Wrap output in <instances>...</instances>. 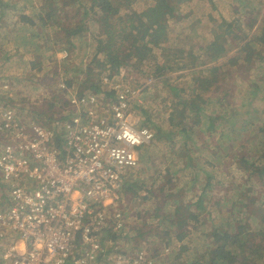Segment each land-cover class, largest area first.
Listing matches in <instances>:
<instances>
[{
    "label": "rangeland",
    "instance_id": "rangeland-1",
    "mask_svg": "<svg viewBox=\"0 0 264 264\" xmlns=\"http://www.w3.org/2000/svg\"><path fill=\"white\" fill-rule=\"evenodd\" d=\"M7 1L12 6L15 5L18 10L22 9L25 14L34 15V13L38 12L39 0ZM244 1L221 0L219 4V12L228 21L238 18L242 28L255 21L256 24L253 30L245 28L248 37L244 39L242 37L245 33L235 28L236 25H233L232 29L226 30V28H216L210 22L203 23L202 18L208 17L213 12L205 4L201 7H204L203 12L196 11L195 6H197L199 0H187L184 3L186 5L181 4L177 7L183 24L175 29H179L183 33L188 34V31L191 33L193 32L190 28L191 22L199 20V27L195 28L196 30L194 29L195 34L201 37L198 45L213 42L216 38L224 42L225 53L218 61H210L207 58L198 67L177 71L176 69L180 64L192 63L188 58L178 61V58L175 57L178 54V50H187L186 48L190 47L188 45L191 42L186 41L185 48L177 46L170 49L167 42L163 40L159 45V49L161 51L170 50L166 52H160L159 50L156 62L146 63L142 67L143 74L138 71H129L124 66L120 67V75L115 74L113 81L139 89L141 98L140 103L137 105L140 106L142 111H147V114L150 115L149 122L143 125L147 116H144L143 112L136 108L137 115H140H138L140 126L143 125L149 129H152L153 125L161 126L162 124L165 126L167 112L173 101H176L162 82L165 78L169 79V83L181 89V96L184 98H187L189 94L194 95L198 92L199 82H194L192 79L205 76L213 80V86L208 89V92L203 93L201 99L209 98L211 105H208L207 112L209 113L213 108V111L218 110L216 111L218 114H221V111L228 109V107H230L229 110L233 108L239 109L238 107L243 102L244 97L247 96L252 99V93L261 89L259 87L264 86V66L252 57V55L255 57L257 52H252L247 48L243 50L244 44L252 40L255 30L264 26V0H254L257 8L253 10L252 14L248 12ZM153 4L154 0H112L116 14L107 18L108 24L104 25L101 22L89 23L86 35L92 34L103 38L113 47L111 49H117L123 55L133 52L132 46L127 43L120 47V44L116 42L118 37L115 35L137 23L138 15L151 8ZM132 14L137 16L135 17ZM44 31L42 29L37 33ZM171 37H175V34ZM27 40L26 38L21 39L17 35L14 36L11 54L5 55L8 57L10 55L14 56V58L19 60L9 59L10 61L7 63L3 62L4 59L1 58L7 48L0 44V107L14 110L16 116L23 120H34L32 118L34 111H40L45 108V104L49 101L50 91L53 92V89L57 90V85L61 82L59 77H62V79L67 78L68 71L77 68L79 72L82 70L78 80L83 81V73H86V66H90L94 72H98V69L90 64V52L93 46L88 37V45L82 49L85 50L84 55L82 50L81 53L76 50L73 57L69 53L66 54L65 51L60 50V45L54 46V48L47 47V51L45 48H40L37 53H34L33 49L29 47ZM41 47L44 46L41 45ZM261 53L263 52L260 49L258 54ZM199 54L200 52L196 53V55ZM82 55L84 56L83 59ZM232 57L242 60L230 67L226 73L220 74L222 71H214L213 68L218 63ZM26 61H33L32 65H28ZM35 66L36 68L33 69ZM156 67L165 69L161 71L162 74H154ZM193 71H196L197 74L193 75ZM106 72L107 70L103 71L101 77L107 74ZM218 74L220 75L218 76ZM73 87L76 88L77 84H74ZM60 93L62 92L60 91ZM216 99L222 104L217 105ZM31 106L32 109H30ZM252 109L264 111V101H254ZM47 115L39 122H47ZM242 117L249 119L248 115ZM239 118L242 119L241 117ZM250 120L253 123L252 144L246 142V136L249 133L247 131L226 134V127L229 123L224 122L217 129V133H225L224 138L221 136L220 139L215 132L212 136L202 135L192 140H186L185 145L184 140H180L172 154L168 147H163L165 144L162 146V150L150 147L147 150L150 155L148 156L151 158L150 162L139 164L140 167L138 166L139 168H137L141 171L136 173V176L141 181H144L146 185L141 187L142 183H140L134 187L133 190L136 197L121 208V213L126 221L128 235L132 238L126 242H116L117 246L133 252L142 245L141 243L145 238L149 239L152 235L158 243L157 248H171L172 251L174 250L167 256L166 264H186L191 262L195 254L203 249L200 245L203 239L206 240V237L203 236L206 233V229L208 228L209 230L211 224L217 221L215 211L224 210L223 198L227 194L231 195L245 176L233 165L234 161H230L229 153L231 152L232 155L235 152L242 151L241 145L244 144L254 156L257 153L256 147L262 143V141L257 143V129L260 128V123L253 117ZM48 125L50 126L51 124ZM238 128L239 125L236 124L233 131L237 132ZM152 133L154 134V132ZM134 170L130 172V176L134 175ZM204 172H209L212 179L203 177ZM207 181L210 182V185L205 190L206 197L204 201L206 210L197 212L196 219H188V215L195 213V201L201 191H203ZM261 199L259 194L252 193V204H256ZM209 200H211L210 203L208 202ZM215 201H217L218 205H215ZM121 206L122 203L119 204L118 208ZM245 223L247 229H252L253 224L249 219ZM177 235H183V239L178 241ZM105 243L108 245V241L105 240Z\"/></svg>",
    "mask_w": 264,
    "mask_h": 264
},
{
    "label": "trees",
    "instance_id": "trees-1",
    "mask_svg": "<svg viewBox=\"0 0 264 264\" xmlns=\"http://www.w3.org/2000/svg\"><path fill=\"white\" fill-rule=\"evenodd\" d=\"M220 1L199 0L197 2L198 4L195 6L196 11L203 12L204 7H201L205 4L213 12L208 17H203L202 22H210L216 28H226V30H230L233 28V25H236L235 28L245 33L242 39L248 37L245 28L253 30L256 24L255 21H252L245 28L240 26L238 18L228 21L219 12ZM186 2L187 0H154L151 8L138 15L139 19L136 20L137 23L115 35L118 37L116 42L120 44V47L127 43L133 48V52L123 55L117 49H111L113 47L103 38L92 34L86 35L89 23L101 22L105 25L108 24L107 18L116 14L112 0H39L38 12L34 13V15L25 14L22 9L18 10L15 5L12 6L7 0H0V44L7 48V51L5 50L4 55L1 56L4 59L3 62L7 63L10 61L9 59L19 60L18 58H14V56L10 55L8 57L5 55L11 54L12 42L16 35L21 39H28L27 43L34 53H37L40 48H45L47 51V47L54 48V46L60 45L59 49L65 51L66 54L69 53L72 57L75 55L74 51L77 50V52L81 53V50L88 45L87 37L90 43L92 42L90 64L94 65L98 69V72H94L90 66H86V73H83V81L78 80L82 70L80 69L81 72H79L77 68L68 71L67 78L62 79V77H59L65 86V90L61 91L58 84L57 90L59 89L62 93L55 89H53V92L50 91L49 101L45 104V108L40 111H34L33 121L53 130L56 122L66 120V114L70 116L67 111V103L71 96L82 95L88 92L98 93L103 90L104 85L101 75L105 70H107L106 73L109 80H113L115 74H119L121 66L126 67L129 71H138L143 74L142 67L146 63H155L158 59L159 45L163 40L167 42L170 49L177 46L185 48L186 41L191 42L188 45L190 47L186 48L187 50H178V54L175 57L178 58V61L188 58L192 63L180 64L176 69L177 71L198 67L207 58L210 61L221 59L225 53V48L223 47L224 42L219 38H216L213 42L198 45L201 37L195 34V30L199 27V20L191 22L190 28L193 31L191 33L188 31L187 34L181 32L179 29H175L181 27V24H183L177 7ZM244 2L248 8V12L252 14L253 10L257 8L255 1L245 0ZM133 16L136 17L137 15L134 14ZM42 29L45 31L37 33ZM174 34L175 37H171ZM41 45L44 47H41ZM245 48L252 52H257V55L255 57L252 55V57L264 66V55H262L264 53V26L255 30L252 40L244 44L243 50ZM170 49L160 50V52H166ZM260 49L263 53L258 54ZM84 51L82 50L83 55ZM198 52L200 54L196 55ZM83 55L82 59L84 58ZM241 60L233 57L226 58L213 69L216 72L222 71L220 74L226 73L230 67L238 64ZM32 62L26 61L28 65H32ZM35 68L36 66L33 69ZM160 68L156 67L154 74H162L161 71H164L165 68ZM192 74L195 75L197 72L193 71ZM192 80L199 82L200 87L197 93L194 95L189 94L187 98L181 96V89L169 83L168 78L162 80L171 92L172 98L176 99V101H173L167 112L165 126L162 124L161 126L153 125V130L150 128L154 132L153 140L150 144L140 149L139 164L150 162L151 158L147 151L150 147H156L159 150H162L163 147H168L172 154L180 140H184L185 145L186 140H192L202 135L212 136L215 132L217 133V129L224 122L229 123L226 127V134L247 131L249 133L246 136V142L252 144L253 123L250 119L253 117L255 120H258L260 128L257 129V143L261 141L262 143L256 147L258 151L256 149L257 153L254 156H252L244 144L241 145L242 151L235 152L232 155L231 152L229 153L230 161H234L233 165L245 176L235 191L223 198L224 210L215 211L217 221L212 223L210 229L208 230L207 228L206 233L203 234L206 237V240L203 239L201 241L200 246L203 249L195 254L191 262L186 264H264V111L252 109L254 101H264V86L259 87L261 89L252 93V99L247 96L244 97L243 102L238 107L239 109L233 108L229 110L230 107H228V109L221 111V114L223 113L221 115L216 112L218 110L213 111V108L208 113L207 107L211 105L210 99H201L203 93L208 92V89L213 86V80L205 76ZM74 84H77L76 88L73 87ZM111 95H113V92H111ZM215 101L217 105L222 104L218 99ZM136 108L142 111L139 105ZM30 109H32V106ZM142 112L144 116H147L146 121L143 122V125H146L149 122L150 115L147 114V111ZM46 115L47 122L40 123L39 121L44 119ZM244 115H248L249 119L243 118L242 116ZM34 117H37L38 120ZM48 124L51 125L49 126ZM236 124L239 125L237 132L233 131ZM225 133L219 132L217 134L221 139V136L224 138ZM57 137H60L59 134H57ZM230 164L232 163L230 162ZM138 168H135L133 171V176H130V173H128L125 178L121 196L122 206L120 208H123L127 202H131L136 197L133 190L134 187L140 183H142L141 187L146 185L144 181H141L136 176L137 171H141ZM203 177L212 179L209 172H204ZM209 185L210 182L207 181L203 187V191H201L195 201V213L188 215V219H196L197 212H204L206 210L204 198L206 197L205 190ZM252 193L259 194L260 198H262L256 204H252ZM210 201L208 202L210 203ZM215 205H218L217 201H215ZM247 219L253 224L252 229H247L245 223ZM106 236L105 239L108 241L112 240L114 241L113 243L126 242L132 238L128 235L127 229L124 237H119L118 234L110 231H106ZM176 238L178 241H181L183 235H177ZM156 243L157 241H155V245L158 247V243ZM157 250L161 249L158 248Z\"/></svg>",
    "mask_w": 264,
    "mask_h": 264
},
{
    "label": "built area",
    "instance_id": "built-area-1",
    "mask_svg": "<svg viewBox=\"0 0 264 264\" xmlns=\"http://www.w3.org/2000/svg\"><path fill=\"white\" fill-rule=\"evenodd\" d=\"M101 80L53 130L0 107V264H166L155 237L133 252L105 239L125 236V178L154 135L139 125L140 90Z\"/></svg>",
    "mask_w": 264,
    "mask_h": 264
},
{
    "label": "bare ground",
    "instance_id": "bare-ground-1",
    "mask_svg": "<svg viewBox=\"0 0 264 264\" xmlns=\"http://www.w3.org/2000/svg\"><path fill=\"white\" fill-rule=\"evenodd\" d=\"M145 89V88H144ZM11 93V92H10ZM32 115V114H31ZM37 115V114H36ZM37 119V118H36Z\"/></svg>",
    "mask_w": 264,
    "mask_h": 264
},
{
    "label": "clouds",
    "instance_id": "clouds-1",
    "mask_svg": "<svg viewBox=\"0 0 264 264\" xmlns=\"http://www.w3.org/2000/svg\"><path fill=\"white\" fill-rule=\"evenodd\" d=\"M133 142H136V141H133Z\"/></svg>",
    "mask_w": 264,
    "mask_h": 264
}]
</instances>
